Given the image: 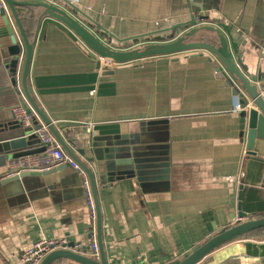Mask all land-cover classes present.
<instances>
[{
	"label": "crops",
	"instance_id": "0c3cea01",
	"mask_svg": "<svg viewBox=\"0 0 264 264\" xmlns=\"http://www.w3.org/2000/svg\"><path fill=\"white\" fill-rule=\"evenodd\" d=\"M58 2L119 50L177 39L195 27V18L198 26L226 25L238 43L237 54L230 46L235 60L264 80V0H69L78 11ZM43 10L36 11L38 21ZM204 36L216 39L209 31ZM34 43L28 82L36 102L81 159H91L99 177L114 178L97 180L109 264H177L239 221L242 185L243 209L251 218L264 215V163L248 154L241 129L242 111L254 105L248 98L249 106L237 108L248 95L235 93L237 83L210 51L159 55L104 70L100 56L48 15L38 23ZM21 54L23 64V43ZM7 113L0 111L4 118ZM35 121L41 122L38 114L32 127ZM146 123L148 140L167 138L166 155L160 156L167 160L146 163L140 180L123 178L120 171L108 170V176L104 162L117 160L114 149L121 147L115 141L140 140ZM26 139L22 151L43 149L38 137ZM254 151L264 159V140L256 139ZM9 161L0 154V180L12 174ZM63 165L50 168L55 170L47 182L39 175L0 186V264H21L22 252L42 238L81 243V253L95 258L83 178ZM260 232L221 245L199 264H264ZM51 264L81 263L63 258Z\"/></svg>",
	"mask_w": 264,
	"mask_h": 264
},
{
	"label": "water",
	"instance_id": "95a60500",
	"mask_svg": "<svg viewBox=\"0 0 264 264\" xmlns=\"http://www.w3.org/2000/svg\"><path fill=\"white\" fill-rule=\"evenodd\" d=\"M5 1L11 14H8L5 9L0 10V20L4 22V24H0V101L3 103L0 105V111L8 109L9 114L7 113L8 117L5 118L0 115V154H4L6 159H12L43 152L45 147L39 152L28 150L22 151V148L26 146L24 145L25 136H27L26 140H33L38 137L37 134L32 131V128L38 129L42 123L46 124L64 150L87 172L91 181L97 209L98 239L100 248L99 260L70 249H58L47 254L40 264H51L52 262L63 258L71 259L81 264H109L102 241V212L98 197L97 180L98 178H101L103 184H105L113 181L114 178L107 177L106 175L99 177L95 167L92 165L91 159H81L78 153L70 147L69 143L54 126L45 110L36 102L31 86L28 82L35 41L31 42L26 33L17 11L18 5L42 7L44 10L38 22H40L45 15L62 21L70 27L94 53L100 57L113 59L118 63H126L159 55H171L183 51L202 49L210 51L215 57H217L228 75L232 77V80L237 83L235 93L238 95L243 91L248 95L241 99V105L247 107L249 104L248 98L253 102V107L248 105L249 108H245L242 111L241 129L243 133L247 132L248 154L252 155L257 161L264 163V159L257 157V152L254 151L256 139L264 140V99L260 95L256 85V81L260 79V77H258V75H248L245 67H240V59H238V62L235 60L230 46L233 47L234 53L237 54L238 43L232 41L231 31L226 25H224L222 29L208 25L198 26V22L193 19L191 23L195 25V27L177 39L168 42H153L145 44L143 47L119 50L114 49L103 42L87 25L83 24L74 16L71 8H66L59 3L58 0ZM61 1H65L69 4V7H74V10L78 11V8L70 3L69 0ZM208 31L215 33L216 39L210 36H204ZM199 32L204 33L202 37L195 41H188L189 37ZM22 43L25 46V59L23 61L21 84L31 107L41 119V122H34V127L21 123L15 113V109L20 105L19 98L15 94V86L17 84L15 74L20 62ZM217 71L218 76H225L221 67H217ZM27 112L30 113L31 109L27 108ZM145 126L147 129H142L143 131L140 140L139 138L135 139V136H130L129 138L125 137L122 141H115L114 144L121 145V147H115L114 149L117 153V160L105 161L103 172L106 170V174L111 176L109 175L110 172L108 170L111 172L120 171L123 178L137 177V179L140 180V170L147 167L146 163L167 160V158L160 157L161 155H166L165 149L167 148V144L165 142L168 141L167 138L161 142L148 140L147 136L151 129L147 126V123ZM38 141L41 142L39 137ZM111 157H114V154H111ZM68 165L71 166L70 163H64L61 167ZM54 170L55 169H47L42 171H22L20 173H12L10 176L0 180V186L15 183L19 180L23 181L25 184L28 177L39 175H44L47 182L48 176L46 175ZM48 187L53 188V183L49 182ZM243 188L244 185L241 186L239 194L240 201L238 204V217L244 220L222 229L219 233L212 236L193 252L181 259L177 264H199L209 253L221 245L233 241L246 233L264 228V216L251 218L248 212L243 209Z\"/></svg>",
	"mask_w": 264,
	"mask_h": 264
},
{
	"label": "built area",
	"instance_id": "2783aa9c",
	"mask_svg": "<svg viewBox=\"0 0 264 264\" xmlns=\"http://www.w3.org/2000/svg\"><path fill=\"white\" fill-rule=\"evenodd\" d=\"M1 9H5V11L9 14V7L5 0H0V10ZM195 20L199 22L198 18H195ZM21 55L20 62L15 74L17 82L15 86V94L19 98L20 105L15 109V113L21 123L29 126L32 122L33 115L35 116L37 115V113L31 107L21 84V74L23 66V56ZM117 64L120 63L110 58L100 57V66L104 70H110ZM256 85L258 87L260 95L264 99V80L261 79L256 81ZM27 108L31 109L30 113L27 112ZM237 108H242V105L238 104ZM34 132L40 138L43 147H45V150L40 153L10 159L9 166L11 168V172L20 173L22 171H42L53 168L63 163H70L83 178L82 185L87 205L91 212L92 241L90 245V254L93 255L95 259L99 260L100 248L98 239L97 209L91 181L87 172L78 163H76L74 159L64 150L62 145L59 143V141L56 139V137L53 135L46 124L42 123L40 128L35 129ZM243 220L244 219L239 218L238 222ZM58 249H70L76 252H81L83 250V245L81 243L71 244L67 238H42L32 243L22 252L20 262L21 264H40L47 254Z\"/></svg>",
	"mask_w": 264,
	"mask_h": 264
},
{
	"label": "trees",
	"instance_id": "16d2710c",
	"mask_svg": "<svg viewBox=\"0 0 264 264\" xmlns=\"http://www.w3.org/2000/svg\"><path fill=\"white\" fill-rule=\"evenodd\" d=\"M38 8H40V7L25 6V5H18L17 6V11L19 13V16L22 20L23 26H24L26 33H27L31 42L35 41V36H36L37 29H38V23L39 22L37 19L38 17H37V12H36ZM71 141L74 142L73 139H71ZM262 213L264 214V211ZM262 231H264V228L246 233L240 237L248 236L249 234L260 232L261 235L259 237L264 238V232H262Z\"/></svg>",
	"mask_w": 264,
	"mask_h": 264
}]
</instances>
